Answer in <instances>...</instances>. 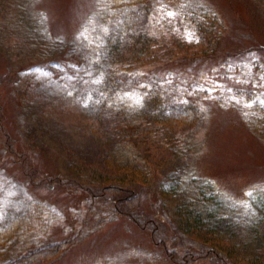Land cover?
Masks as SVG:
<instances>
[{"label": "rangeland", "instance_id": "obj_1", "mask_svg": "<svg viewBox=\"0 0 264 264\" xmlns=\"http://www.w3.org/2000/svg\"><path fill=\"white\" fill-rule=\"evenodd\" d=\"M148 3V29L157 42L170 43L157 48L166 59L157 73L172 69L195 84L190 96L210 95L182 142L172 126L153 123H140L136 136L142 117L169 116L144 105L139 78L114 92L107 84L108 34L111 45L121 35L99 16L106 0H0V226L16 219L18 228L0 260L73 237L64 253L35 264H264V2ZM205 15L215 16L206 17L215 31L210 42L192 20ZM49 60H64L88 83L79 85L62 66L55 77L69 81L54 83L40 71ZM49 80L53 89L45 88L44 100L27 98L25 86ZM246 87L255 92V115L240 94ZM183 88L168 106L186 96ZM103 105L121 114L105 143L89 124ZM112 160L121 165L112 168ZM106 184L134 186L151 221L140 226L121 212L102 190ZM201 196L211 201L203 204ZM200 204L207 220L191 232L185 211Z\"/></svg>", "mask_w": 264, "mask_h": 264}, {"label": "trees", "instance_id": "obj_2", "mask_svg": "<svg viewBox=\"0 0 264 264\" xmlns=\"http://www.w3.org/2000/svg\"><path fill=\"white\" fill-rule=\"evenodd\" d=\"M107 7L105 8V13L99 14V16L104 19V23L118 31V34L121 37H118L119 43L110 44V38L112 36V31L108 34V46L105 48L107 53L104 56V59L107 60L109 68L106 74L107 84L112 87L111 91L120 89L123 85L127 83L128 80L132 79V84L135 85L137 82L141 81L142 86L140 88L142 99L144 105L150 107L152 112H159L162 114H168L169 116L163 122H159L160 117L155 114L152 115V119H147L142 117L140 121H137V128L140 130L137 132L136 136H141L143 132V127L140 123H153L159 126L165 125V127L172 126L175 130V136H177V141L182 142V135L189 129L193 127L195 123L198 122L199 116L201 113V102H204L205 99L210 98V95L207 97L197 98L190 96L189 91L194 87V83L185 82L179 75L172 69H167L162 71L161 74L157 73V65L165 62L166 59L161 60L159 56V51L168 49L170 46L166 40L157 42L154 39L153 34H151L148 29L149 21V10H148V0H106ZM264 2V0H262ZM103 14H105L103 16ZM98 16V17H99ZM213 19V16L205 15L200 19H192L196 26V32L199 37L203 39H208L213 36L214 29L207 24V19ZM100 18V17H99ZM214 23V21H213ZM215 35H217L215 33ZM162 48V49H157ZM158 56V57H157ZM157 58V59H156ZM158 60L156 64H151V60ZM187 59V57L185 58ZM184 59V60H185ZM64 60H52L46 62L44 66H40V71L45 72V77L52 80L54 83L66 84L69 80H64L61 82L58 78L55 77L54 70L57 66H62L63 71H68L69 76L73 75L76 77L75 81L79 85L88 83L85 73L76 69L72 71L71 65L63 64ZM69 62V61H68ZM80 65V63L78 64ZM77 65V66H78ZM92 66V65H91ZM89 66V67H91ZM90 77V76H89ZM137 78L140 80L138 81ZM48 82V85L43 84L42 81H37L38 83L32 84V86H25L28 90L27 98L31 101H42L44 97H47L45 93V88L47 90L53 89L51 82ZM59 81V82H58ZM47 82V81H46ZM70 82H73L70 80ZM121 84H123L121 86ZM250 84V83H249ZM180 85H184V90L186 96H175L174 103L168 106L169 100L173 97ZM29 87L30 90H29ZM210 87V85H209ZM174 90V92H173ZM242 92L240 93L243 96H247L245 103L250 105L249 109L252 111V115H255L258 112L257 105L258 102L255 99V92L252 89L241 88ZM50 91V90H49ZM207 93L212 92L210 90L206 91ZM200 99L199 101L196 100ZM172 100V99H171ZM222 101V100H217ZM61 107L66 108V104ZM120 109H112L107 105L101 106L98 111L89 119V124L92 130L100 132L97 136L101 143L108 142L109 137L112 133L116 132V122L119 121L121 114L119 113ZM157 118H156V117ZM264 118V117H263ZM121 120H124L123 118ZM127 122V121H126ZM165 122V123H164ZM170 122V123H168ZM264 122V119H263ZM163 123V124H162ZM131 124L130 122L128 125ZM162 124V125H160ZM125 127V124L122 123V128ZM146 127V126H144ZM136 129V128H135ZM264 133V124L262 125ZM163 130H165L163 128ZM262 131V130H261ZM260 131V132H261ZM154 149V147H150ZM167 150H163V155L167 153ZM112 168L114 165H121V162L117 160H112ZM105 192H108L113 196L114 200L117 203V207L121 212H126L129 216H132V219L140 226H144L145 222H150L152 215L147 212L141 211L137 205L138 192L137 189L133 187H124L122 184H106L103 186ZM203 204L211 201L206 196V200L201 196ZM208 200V201H207ZM203 204H200L199 209L197 210H186L184 217L189 222L191 232H201V225H204L207 217L200 215V211L205 210ZM261 218V219H260ZM259 224L264 227V202L260 205L259 211ZM16 219H11L8 223L0 226V248L1 246L9 247L12 241L15 240L17 236V225ZM215 239V238H214ZM213 238L209 240L205 239V242L215 245ZM204 242V243H205ZM74 243V238H62L54 239L41 243L21 251H15L10 253L9 257L0 260V264H35L36 262H47L50 261L60 254L68 250L71 245ZM214 250V249H212Z\"/></svg>", "mask_w": 264, "mask_h": 264}, {"label": "snow or ice", "instance_id": "obj_3", "mask_svg": "<svg viewBox=\"0 0 264 264\" xmlns=\"http://www.w3.org/2000/svg\"><path fill=\"white\" fill-rule=\"evenodd\" d=\"M168 15L171 16V15H173V13H168ZM187 36H188L189 39H192L193 34L192 33H188Z\"/></svg>", "mask_w": 264, "mask_h": 264}]
</instances>
